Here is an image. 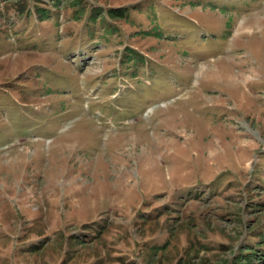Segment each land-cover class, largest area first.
I'll list each match as a JSON object with an SVG mask.
<instances>
[{"label":"rangeland","instance_id":"374dc122","mask_svg":"<svg viewBox=\"0 0 264 264\" xmlns=\"http://www.w3.org/2000/svg\"><path fill=\"white\" fill-rule=\"evenodd\" d=\"M0 264H264V0H0Z\"/></svg>","mask_w":264,"mask_h":264}]
</instances>
